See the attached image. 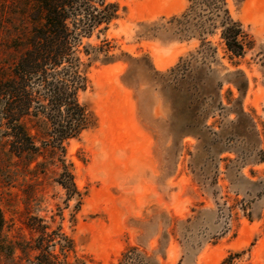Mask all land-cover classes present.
<instances>
[{"label":"rangeland","instance_id":"374dc122","mask_svg":"<svg viewBox=\"0 0 264 264\" xmlns=\"http://www.w3.org/2000/svg\"><path fill=\"white\" fill-rule=\"evenodd\" d=\"M106 2L117 18L80 50L108 46L115 60L80 54L89 67L78 99L96 124L60 157L78 194L57 183L62 164L43 144L41 117L28 124L42 154L32 162L0 135L3 234L31 246L42 227L60 232L73 242L69 264H120L131 247L156 264H264V0H226L251 41L240 58L218 33L203 42L174 33L169 20L190 0ZM34 14L32 0H0V81ZM35 254L0 264H34Z\"/></svg>","mask_w":264,"mask_h":264},{"label":"trees","instance_id":"16d2710c","mask_svg":"<svg viewBox=\"0 0 264 264\" xmlns=\"http://www.w3.org/2000/svg\"><path fill=\"white\" fill-rule=\"evenodd\" d=\"M191 6L179 16H173L169 24L180 39L197 38L218 33L226 52L232 58H240L251 44L240 22L234 20L226 0H190ZM34 25L25 40L24 52L17 60L12 75L0 81V135L1 145L9 148V154L32 162L40 154L35 138L30 134L29 123L41 117L47 130L43 142L50 148V158L62 164L57 178L69 196L77 195L71 171L60 160L64 143L78 137L96 124L95 116L81 104L78 93L86 89V68L80 54L90 57V63L98 61L94 54L103 52V64L114 62L109 47L98 49L82 46L83 38L91 37L94 30L104 29L117 18L118 6L106 0H32ZM179 68V67H177ZM178 70V69H177ZM174 71V70H173ZM2 129V130H1ZM6 225L0 209V256L14 260L17 252L26 258L30 252L34 264H69L68 253L73 242L60 232L47 233V227L37 230L39 237L30 244L8 241L3 229ZM59 246V254L55 247ZM31 263V262H30ZM120 264H156L137 248H129L122 254ZM221 264H230V258Z\"/></svg>","mask_w":264,"mask_h":264}]
</instances>
